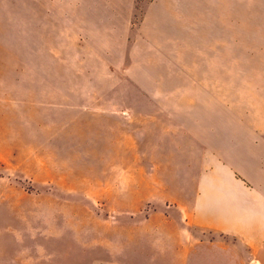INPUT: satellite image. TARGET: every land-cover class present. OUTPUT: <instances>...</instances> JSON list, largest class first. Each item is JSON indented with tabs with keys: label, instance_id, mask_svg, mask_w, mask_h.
Listing matches in <instances>:
<instances>
[{
	"label": "rangeland",
	"instance_id": "374dc122",
	"mask_svg": "<svg viewBox=\"0 0 264 264\" xmlns=\"http://www.w3.org/2000/svg\"><path fill=\"white\" fill-rule=\"evenodd\" d=\"M163 5L183 18L175 0H0L18 36L0 53V264L186 262L173 205L192 197L206 124L254 102L264 47L202 46L160 24ZM50 6L56 83L28 86V31Z\"/></svg>",
	"mask_w": 264,
	"mask_h": 264
},
{
	"label": "crops",
	"instance_id": "0c3cea01",
	"mask_svg": "<svg viewBox=\"0 0 264 264\" xmlns=\"http://www.w3.org/2000/svg\"><path fill=\"white\" fill-rule=\"evenodd\" d=\"M175 1L184 8L179 14L183 18L173 17L163 5L160 24L167 30L184 38L202 37V46L264 47V0H230L210 10L202 7V0ZM38 10L34 13L45 17L33 18L28 31V86L30 72L55 83L57 79V16L62 11L56 6ZM10 24L0 21L3 55L16 51L18 36ZM253 75L242 91L254 95V102L234 103L231 117L206 124V150L192 197L173 205L180 212L176 248L184 264H264V71Z\"/></svg>",
	"mask_w": 264,
	"mask_h": 264
}]
</instances>
